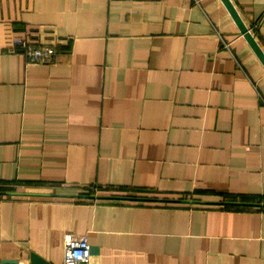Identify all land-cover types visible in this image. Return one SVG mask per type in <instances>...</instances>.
Instances as JSON below:
<instances>
[{
	"label": "crops",
	"instance_id": "1",
	"mask_svg": "<svg viewBox=\"0 0 264 264\" xmlns=\"http://www.w3.org/2000/svg\"><path fill=\"white\" fill-rule=\"evenodd\" d=\"M68 233L88 264H264V66L222 0H0V264Z\"/></svg>",
	"mask_w": 264,
	"mask_h": 264
},
{
	"label": "built area",
	"instance_id": "2",
	"mask_svg": "<svg viewBox=\"0 0 264 264\" xmlns=\"http://www.w3.org/2000/svg\"><path fill=\"white\" fill-rule=\"evenodd\" d=\"M10 51L24 53L31 63H50L57 60L56 47L35 45L22 36L12 38ZM91 258V246L86 236L76 237L70 233L66 234L64 264H88Z\"/></svg>",
	"mask_w": 264,
	"mask_h": 264
},
{
	"label": "water",
	"instance_id": "3",
	"mask_svg": "<svg viewBox=\"0 0 264 264\" xmlns=\"http://www.w3.org/2000/svg\"><path fill=\"white\" fill-rule=\"evenodd\" d=\"M226 7L228 8L229 12L231 13L232 17L234 18L236 24L238 25L241 33L246 38L250 46L252 47L253 51L261 61L264 66V50L262 46L257 41L254 33L251 31L250 27L245 23L242 16L240 15L238 9L234 5L232 0H222ZM31 260L33 264H45L47 263L44 258L39 256L36 253L31 254Z\"/></svg>",
	"mask_w": 264,
	"mask_h": 264
}]
</instances>
